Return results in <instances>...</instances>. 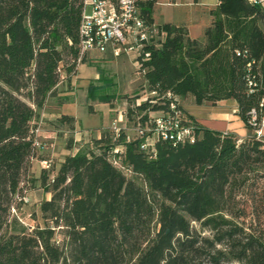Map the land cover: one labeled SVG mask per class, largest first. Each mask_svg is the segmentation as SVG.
I'll use <instances>...</instances> for the list:
<instances>
[{"label":"trees","instance_id":"obj_1","mask_svg":"<svg viewBox=\"0 0 264 264\" xmlns=\"http://www.w3.org/2000/svg\"><path fill=\"white\" fill-rule=\"evenodd\" d=\"M160 1L137 2L155 32L135 59L144 84L125 98L127 126L75 147L76 120L61 115L71 135L57 165L39 154L47 141L37 133L50 103L65 102L59 88L92 58L81 52L84 4L0 0V264H264V139L249 125L264 110V9L218 0L193 39L154 22ZM224 101L250 136L210 130L185 110ZM167 114L194 142L141 149ZM33 161L50 165L31 173Z\"/></svg>","mask_w":264,"mask_h":264},{"label":"rangeland","instance_id":"obj_2","mask_svg":"<svg viewBox=\"0 0 264 264\" xmlns=\"http://www.w3.org/2000/svg\"><path fill=\"white\" fill-rule=\"evenodd\" d=\"M173 2L175 0H161L159 2L160 6H156L154 11V19L156 22L160 23L164 20L173 21L175 20V15L178 13L187 14V17L189 13L198 14L196 18L198 21L196 20V23L190 24L191 34L196 36L203 20L199 16L202 7H192L196 3L195 0H177V7L162 5ZM87 12L89 13L90 10L88 9ZM119 49L120 58L114 63L99 64L88 61L80 64L75 80L76 95L70 96L68 93L62 94L65 100L61 105L62 110L74 114L76 127L81 132V134L78 133L76 135L77 144L82 141V138L87 137L90 132L93 137H96L98 135L97 132L102 128L115 125L119 129H125L127 126L123 115V110L127 107L125 98L133 97L139 90V87L144 84V81L137 73L138 68L135 65L136 52H124L123 47H119ZM96 73L101 75V79L98 82L93 81V75ZM59 89L60 91H65L69 89V86L64 83ZM142 95L144 96L141 99L143 101L146 94ZM194 109L207 112L202 106H194ZM157 115L156 113L152 114V116ZM44 123L50 124L46 120H44ZM46 128L44 126L43 130L45 131ZM55 129L57 131L54 134L57 136V139H62L65 136L63 134L64 130ZM70 135V133H67L65 137L68 138ZM41 140L50 141V139H43L42 136ZM27 180H30L29 177L26 178ZM37 185L35 184V186ZM23 222L32 224L28 217L23 218Z\"/></svg>","mask_w":264,"mask_h":264},{"label":"built area","instance_id":"obj_3","mask_svg":"<svg viewBox=\"0 0 264 264\" xmlns=\"http://www.w3.org/2000/svg\"><path fill=\"white\" fill-rule=\"evenodd\" d=\"M140 0H82L84 10L80 25L81 52L98 51L104 53L108 47H123L124 52L140 54L142 42L147 41L149 33L155 32L147 27L139 16L137 2ZM254 5H261L264 0H248ZM88 9L90 12L88 13ZM117 52V53H116ZM145 57H148L145 54ZM262 108V104L260 105ZM174 110V107H170ZM249 125L258 138L264 139V116L258 117L255 110L250 112ZM115 128L118 129L115 125ZM140 136L142 132H137ZM152 136L143 138L141 149H152L154 140H176L194 142L192 129L185 127L177 116L170 114L153 120ZM40 148V144H36ZM117 152V151H116ZM49 162H42L45 169Z\"/></svg>","mask_w":264,"mask_h":264},{"label":"crops","instance_id":"obj_4","mask_svg":"<svg viewBox=\"0 0 264 264\" xmlns=\"http://www.w3.org/2000/svg\"><path fill=\"white\" fill-rule=\"evenodd\" d=\"M176 1L177 0H175V2L171 4H162V5L177 7ZM195 1L196 3L192 7H202V9L200 10L201 13L199 16L203 19L200 24L201 25L200 30H198V34L196 36H193L191 34L190 24L196 23L198 21V19H196L198 14L189 13L187 17V14L178 13L175 15V18H174L175 20L173 21L164 20L162 22L185 26L191 38L201 39L203 37L204 29L210 23V17H209L208 11L210 8L217 5L218 0H195ZM157 6H160V5L158 4ZM261 7L262 9H264V2L261 3ZM154 22L157 23L155 19H154ZM117 51L118 53L116 52L117 54H115V49H113L112 47H108L104 53H100L98 51H91L89 53L92 58H90L91 60L89 62H96L99 64L110 63V62L114 63L116 62V60L120 58V53H119L120 49L117 48ZM94 57H97V59ZM135 65H137V63ZM79 68L80 66L78 67V69ZM100 79H101L100 74L96 73L93 75L94 82H98L100 81ZM75 80H76V74L70 80L69 89L65 91H60L61 92L60 96H62L63 93H68L70 96L76 95ZM50 104H52L51 106L49 105L50 108L45 110L41 115L42 118L48 121L50 124L44 123L43 128L37 133L40 139L42 136L43 139H50V141H47L46 147L41 149L39 154L44 158L54 159L56 164L58 165V163L62 161L63 157L69 153V151L66 150L65 148V142L67 140L65 136L69 132L66 131V129L63 126L58 125L56 123V120L61 115L70 116V117H73L74 119H75V116L74 114L64 112L62 110V107L57 106L55 102H51ZM202 107L205 108L207 112L197 111V109H194V106H187L185 107V110L195 115L196 118L199 119V122L204 127L210 130L218 131L221 133H233L240 140L245 139L252 134V132L249 129H247L244 126V123L236 116L237 108H236V104L233 101H224V102L217 104V106H202ZM220 109L222 110L220 111ZM262 116H264V110H262ZM125 124H126V121H125ZM44 126L47 127L45 131L43 130ZM55 128L64 130L63 134H65V136L62 139L60 140L57 139V136L54 134L57 131ZM75 130L79 131L76 125H75ZM97 133L98 135L96 137H99V134H100L99 131ZM76 135L77 134L75 131L74 134L72 135L74 138L75 147H76V139H77ZM83 141H86V137L82 138V141L80 143H82ZM41 167L42 165L40 162L33 161L30 172L38 174L40 173ZM46 199H49V195H46ZM35 201L36 202L39 201V197H36Z\"/></svg>","mask_w":264,"mask_h":264}]
</instances>
